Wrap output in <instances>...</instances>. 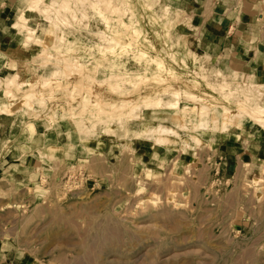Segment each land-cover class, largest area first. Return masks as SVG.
<instances>
[{"label":"rangeland","instance_id":"374dc122","mask_svg":"<svg viewBox=\"0 0 264 264\" xmlns=\"http://www.w3.org/2000/svg\"><path fill=\"white\" fill-rule=\"evenodd\" d=\"M182 12L179 16L183 18L186 14ZM128 16L125 15L124 20ZM177 31L182 36L181 42L184 40L201 57H207L183 34L181 25ZM51 34L46 30L45 38L38 41L50 45ZM23 43L25 47L32 44ZM17 47L16 43L9 42L6 52L13 54ZM39 49V46L34 47L26 52L28 54H21L18 70L1 73L0 79L4 83L25 81L24 92L30 90L42 96L45 107L40 110L37 105L22 101V92L19 100L14 99L12 105L0 113L21 111L30 117L45 116L50 126L57 128L66 123L73 110L84 107L88 108L87 113L90 107L100 104L99 98L112 97L106 84L101 83L95 66L85 65L84 55L72 58L74 54L64 50L63 57L69 59L70 64L80 63L82 68L77 69L81 72L65 74L40 87V78L57 66L52 61L42 64L36 57ZM4 58L5 54L0 67ZM129 65L136 67L130 62ZM91 77L99 78L94 81ZM106 102L104 106L112 103ZM22 105L30 107L29 111L23 110ZM245 106L241 105L240 112L237 111L241 116L236 115L238 118L232 120H237L236 125L231 122L228 131L218 133L229 134L238 129L253 140L254 133L264 129V116L252 112L251 106ZM95 109H92L93 115ZM176 114V111L162 109L144 111L141 117L170 121ZM87 116L78 115L70 128L82 139L92 138L95 145L92 152L85 151L74 161L51 163L50 170L39 175L34 189L0 190L1 240H14L20 249L30 252L38 264H264V164L258 171L243 167L230 176L217 164L215 148L209 141L210 134L216 131L200 132L204 141L176 139L169 144H157L131 132L136 121L120 127L113 124V131L107 132L101 131L102 125L97 122L94 131L90 129V116ZM250 116L257 117L258 123ZM86 118L90 124H85ZM109 145L116 153L111 161L106 159ZM190 150L198 159L181 164L180 158L184 159ZM137 155L144 159L138 163L139 168L133 170ZM197 162L200 163L197 165ZM103 164L105 170L100 173ZM147 168L150 174L145 175ZM217 168L220 174L215 175ZM67 172L79 177L65 190L63 176Z\"/></svg>","mask_w":264,"mask_h":264},{"label":"bare ground","instance_id":"6f19581e","mask_svg":"<svg viewBox=\"0 0 264 264\" xmlns=\"http://www.w3.org/2000/svg\"><path fill=\"white\" fill-rule=\"evenodd\" d=\"M25 2V10L36 13L40 19L48 22L50 26L46 30L52 33L50 45L36 41L40 44L37 59L42 64L52 61L57 66L40 78L39 86L45 87L65 74L81 70L77 69L82 68L80 63L70 64L69 59L63 57V53L67 52L75 55L72 58L84 55L87 59L85 65H94L100 73L101 83H105L111 91V98H99L100 104L87 110L91 112V116L86 113L85 109L88 108L79 109L82 117L90 116V119H85V124L90 122V129L93 128L94 131L97 122L101 123L100 127L102 125L101 131L107 132L113 131V124L120 127L136 121V127L131 132L136 137L144 136L157 144H169L176 139L204 141L200 132L228 131L233 118L241 114L237 113L240 112L241 105L251 106L252 112L264 116V85L250 81L248 75L238 71L226 74L212 63L211 56L203 53L207 56L203 58L184 40L181 42L182 36L177 27L187 17L179 16L182 10L170 6L165 0ZM87 4L89 8H86ZM25 10L16 15L11 26L23 36L24 42L33 43L36 28L30 25ZM125 15H129L126 20ZM129 62L136 64V67L132 68ZM85 72L88 73L87 70ZM99 77L91 78L96 81ZM26 86L22 80L4 83L0 79V91L9 102L0 105V112L9 108L14 99L19 100L17 98ZM23 100L37 105L40 110L46 104L42 96L39 97L30 90L23 93ZM109 100L112 103L106 105ZM105 102L106 106L103 104ZM21 108L30 109L26 105ZM91 108H96L95 115ZM217 108H221V111ZM162 109L173 110L177 114L170 121L141 117L144 111L157 112ZM79 110H73L68 116L74 124L77 116H81L78 114ZM251 116L250 119H254L255 115L253 118ZM257 120L259 121L256 117L254 121L258 123ZM235 121L232 122L234 125ZM262 121L260 119L261 123ZM100 127H97L98 130ZM144 173L148 175L150 170L147 168Z\"/></svg>","mask_w":264,"mask_h":264},{"label":"crops","instance_id":"0c3cea01","mask_svg":"<svg viewBox=\"0 0 264 264\" xmlns=\"http://www.w3.org/2000/svg\"><path fill=\"white\" fill-rule=\"evenodd\" d=\"M167 1L185 12L187 20L180 24L183 34L204 54L211 56L213 64L225 72H244L250 81L264 85V0ZM25 5V0H0V60L5 54L0 75L18 70L20 55L40 47L36 39L45 38L47 23L36 13L25 10ZM22 10L29 23L36 26V39L29 47H25L23 38L11 26ZM9 42L18 45L17 52H6ZM7 100L0 92V105L8 104ZM71 122L67 118L66 123L52 128L45 116L30 117L21 111L0 113V190L34 189L39 175L49 171L51 163L74 161L81 153L92 152L95 146L92 138H80L78 132L70 128ZM253 138L250 140L238 129L229 134H210L216 159L226 174L234 176L243 167L254 171L263 167L264 129L256 131ZM192 151H187L184 159L180 158L181 164L184 161L194 163L198 159ZM114 155L115 150L109 145L106 159L111 161ZM136 158L133 170H137L144 159L142 155ZM103 168L104 164L100 173L105 170ZM0 264H38V260L20 249L14 240L0 239Z\"/></svg>","mask_w":264,"mask_h":264},{"label":"built area","instance_id":"2783aa9c","mask_svg":"<svg viewBox=\"0 0 264 264\" xmlns=\"http://www.w3.org/2000/svg\"><path fill=\"white\" fill-rule=\"evenodd\" d=\"M217 162V164H219V161L217 160L216 161ZM218 175V174H220L219 173V168H217L216 169V171H215V175ZM79 177V174H75V173H71V172H67V173H65V175L63 176V181H64V189L66 190V189H70L71 188V186L72 185H70L71 184V182L72 181H74L76 178H78ZM218 178V177H217ZM216 180H218V179H215V181ZM224 181H226V180H224Z\"/></svg>","mask_w":264,"mask_h":264}]
</instances>
